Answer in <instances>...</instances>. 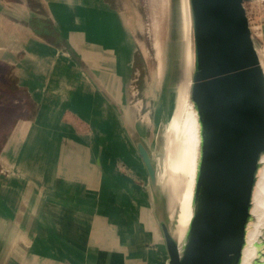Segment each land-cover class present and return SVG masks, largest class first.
Wrapping results in <instances>:
<instances>
[{"label":"crops","instance_id":"crops-1","mask_svg":"<svg viewBox=\"0 0 264 264\" xmlns=\"http://www.w3.org/2000/svg\"><path fill=\"white\" fill-rule=\"evenodd\" d=\"M35 2L0 0V264H167L138 152L139 0Z\"/></svg>","mask_w":264,"mask_h":264},{"label":"water","instance_id":"water-1","mask_svg":"<svg viewBox=\"0 0 264 264\" xmlns=\"http://www.w3.org/2000/svg\"><path fill=\"white\" fill-rule=\"evenodd\" d=\"M246 1L188 0L200 144L193 212L181 249L166 223L159 224L167 264H239L241 258L264 153V69ZM138 152L152 186L155 173L142 143Z\"/></svg>","mask_w":264,"mask_h":264},{"label":"rangeland","instance_id":"rangeland-1","mask_svg":"<svg viewBox=\"0 0 264 264\" xmlns=\"http://www.w3.org/2000/svg\"><path fill=\"white\" fill-rule=\"evenodd\" d=\"M1 1L7 3L9 0ZM26 1L31 4L33 10H40L35 0ZM11 4L13 7L14 1ZM1 5L3 8L6 6L2 3ZM244 8L253 43L264 69V0H248L244 3ZM140 15L143 23L139 28V82L134 83L133 91L139 93V131L142 137L141 143L149 153L155 173L152 183L153 203L155 216L160 224L161 222L167 223V208L169 207L164 193L165 178L162 173L161 150L170 114V92L178 80L177 70L174 73L175 76L167 73V50L170 39L180 36V21H182L186 42L185 61L182 62L183 57L181 56L182 58L178 57L175 63L179 66L181 64L189 65L191 70L194 60L192 30L187 0H139ZM187 56H189V60ZM159 62L165 69V72L163 69L162 75H159ZM10 74V71L8 74L4 67H0V77L7 78ZM10 94L17 97L24 95L20 90L11 91V89ZM4 95H7V85L0 84V99ZM0 102L6 101L0 100Z\"/></svg>","mask_w":264,"mask_h":264},{"label":"bare ground","instance_id":"bare-ground-1","mask_svg":"<svg viewBox=\"0 0 264 264\" xmlns=\"http://www.w3.org/2000/svg\"><path fill=\"white\" fill-rule=\"evenodd\" d=\"M187 5L191 21L188 0ZM184 28L186 29V26ZM179 35L178 38L170 39L167 50V73L172 75L178 71V80L175 78L177 84H174L170 92V114L161 154L162 173L165 178L164 193L169 206L166 225L178 248L181 249L193 212L192 198L199 155L200 123L195 103L191 98L194 60L191 70L189 65L179 66L175 63L178 57H183L182 62L185 61L186 42L182 21H180ZM187 59L189 60V56ZM158 66L159 75H162L163 64L159 62ZM259 161L260 166L251 198L252 220L247 222L245 243L239 264H255V261L264 264V153L261 154Z\"/></svg>","mask_w":264,"mask_h":264}]
</instances>
